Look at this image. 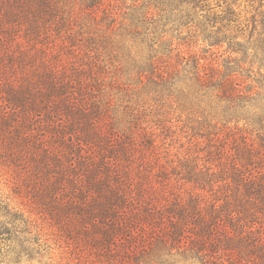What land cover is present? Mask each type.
<instances>
[{
    "label": "trees",
    "instance_id": "1",
    "mask_svg": "<svg viewBox=\"0 0 264 264\" xmlns=\"http://www.w3.org/2000/svg\"><path fill=\"white\" fill-rule=\"evenodd\" d=\"M132 2L0 0V157L37 209L0 175V256L65 236L96 264H264V0ZM128 24L148 51L129 69L171 93L192 83L179 95L223 119L192 128L190 148L173 152L146 101L115 97L128 84L100 52Z\"/></svg>",
    "mask_w": 264,
    "mask_h": 264
},
{
    "label": "rangeland",
    "instance_id": "2",
    "mask_svg": "<svg viewBox=\"0 0 264 264\" xmlns=\"http://www.w3.org/2000/svg\"><path fill=\"white\" fill-rule=\"evenodd\" d=\"M124 2L123 12L132 13V0H118ZM130 24V23H129ZM117 26L115 31L111 35V44L107 46V49L101 48L102 59L111 63V70L116 71L118 77L123 83L128 84L126 92L116 91L115 97L123 99L125 103H136L146 101V108L151 112L155 120H165V125L169 128L170 140H173V152L178 153L181 144H184V148H190L188 144L189 136H193L195 133L192 128L197 129L199 123L207 122L214 123L221 121V118H214V114L208 115L211 111V103L207 97L200 99L193 96L189 99L182 97L178 92H184L187 94L189 91H193L194 86L192 83L180 81L177 85V92L171 93L168 90H161L160 87H156L147 82V80L140 79V76L136 73L135 69H129L131 58L130 55L136 59H141L143 55L148 54L147 48L143 46L137 39H133L129 34L128 28ZM177 40H175V43ZM175 54H172L171 58L164 57V61L161 67L165 73H175L178 67V60L175 58ZM206 63L211 62L212 58L210 54H206ZM179 68H182L180 65ZM176 70V71H175ZM142 80V83H141ZM213 119H217L212 121ZM193 134V135H192ZM0 175L1 180L5 183L8 194L15 192L17 196L15 201L18 207L21 205L26 206V211H32L37 213V209L34 208L33 203L29 201V197L24 195L19 189V177L16 175L8 164L4 163L0 157ZM17 176V177H16ZM29 213V212H28ZM42 226L47 230L48 234L52 232L60 234V229H56L54 224H50L49 220L45 216H33ZM58 230V231H56ZM51 237V236H50ZM60 243L59 251L53 249L57 248V245L51 248H44L40 253L33 251L31 258L25 257L19 261L12 254L0 256V264H96L94 253L90 251V248L82 243L73 244L64 237L57 239ZM9 249L5 248L3 252H7ZM66 252V253H64ZM5 257V258H4ZM167 264H201L198 260L185 258L182 255L175 254L173 257L168 258Z\"/></svg>",
    "mask_w": 264,
    "mask_h": 264
}]
</instances>
